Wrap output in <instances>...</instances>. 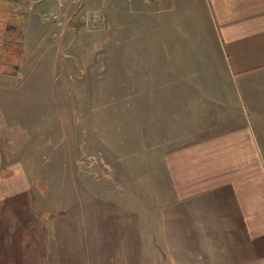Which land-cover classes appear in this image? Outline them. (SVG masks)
<instances>
[{"label": "crops", "instance_id": "crops-1", "mask_svg": "<svg viewBox=\"0 0 264 264\" xmlns=\"http://www.w3.org/2000/svg\"><path fill=\"white\" fill-rule=\"evenodd\" d=\"M124 3L112 8L113 23L120 31L125 23L127 34L140 27L142 43L149 52L157 53V73L148 64L147 82L136 87L141 100L125 108L126 124L138 117L146 125L136 137L147 140V148L140 152L142 178H133L130 161L134 150L125 153L128 163H120L123 157L116 158L112 178L104 184L102 179H89L81 186L73 179L89 169L80 171L72 165L69 148L49 161V170L47 165H34L31 142L36 135L17 107L14 89L22 82L14 81L15 88L0 85V121L26 140L28 148L22 151L26 160L15 161L11 167L25 176L19 185L37 187L43 175L34 173L42 170L46 175L49 171L55 180L47 175L40 179L60 187L58 192L69 199L76 196L79 203L90 199V188L96 185L104 186L102 192L111 196L110 202H114L112 195L125 198V202L131 200L132 188L138 186L143 188L138 195L148 198L147 188L153 186L163 208L166 200L172 204L170 220L162 216V249L169 250L172 244L174 264H264V0ZM1 22L6 27L21 26L10 17ZM69 43L68 36H63L62 47ZM47 44L48 38L45 49ZM47 51L44 53L51 55ZM52 52L55 55L58 50ZM116 58V52L108 54L111 72L118 68L120 57L115 66ZM38 151L45 153L42 146ZM120 188H126L125 194ZM5 198L0 189V202ZM82 208L78 207V218L86 217ZM7 213L0 210V264H5L7 244L22 242L18 237L21 227L7 226L6 219L13 218ZM132 214L118 225L130 228L131 234H137L138 228H149L147 219L141 224L138 214ZM167 234L174 236L173 243L166 240ZM135 244L132 238L126 247L136 250L139 246Z\"/></svg>", "mask_w": 264, "mask_h": 264}, {"label": "rangeland", "instance_id": "rangeland-1", "mask_svg": "<svg viewBox=\"0 0 264 264\" xmlns=\"http://www.w3.org/2000/svg\"><path fill=\"white\" fill-rule=\"evenodd\" d=\"M124 1L0 0V10L5 11L0 12V85L15 88L12 82H22L14 90L22 119L36 135L31 142L34 165L44 164L49 170V161L69 148L72 165L80 171L89 169L73 178L81 186L89 179H102L104 184L112 178L116 158L123 157L120 163H128L125 153L132 150L133 178L141 179L144 174L140 152L147 148V140L136 137L146 125L138 117L126 124L125 108L141 100L136 87L147 82L148 64L157 73V53L149 52L142 43L140 27L135 28L136 33L131 29L127 34L125 23L121 31L113 23L112 8L116 3L125 5ZM8 17L19 20L21 26L10 24L8 29L1 22ZM63 36H68L70 43L62 47ZM46 38L49 44L45 49ZM46 50L51 55L47 56ZM111 51L117 54L115 66L120 57L118 68L112 72L108 65ZM25 145L23 134L22 138L14 134L2 119L0 189L6 198L0 202V210L13 217L6 219L7 226L21 227L18 237L22 240L16 246L7 244L5 264H174L170 257L175 255L172 244L171 249H162V216L170 220L172 204L166 200L163 208L156 187L146 189L148 198L138 195L143 189L138 186L132 188L135 193L131 200L125 202V198L112 195L114 202H110L111 196L102 192L104 186L96 185L90 188V199L79 203L76 196L69 199L58 192L60 187L40 179L47 175L55 180L51 172L45 175L39 170L34 174L43 176L37 187L25 189L18 183L25 176L11 168L15 161L26 160L22 154ZM41 146L45 153L38 151ZM117 150L121 154H116ZM93 166L97 170H92ZM153 167L157 168L156 163ZM120 189L125 194L126 188ZM78 207H84L85 218H78ZM132 211L138 214L141 224L147 219L148 229L141 227L137 234H131L130 228L118 225L131 219ZM173 237L167 234L166 240L173 243ZM132 238L139 246L136 250L126 247Z\"/></svg>", "mask_w": 264, "mask_h": 264}]
</instances>
